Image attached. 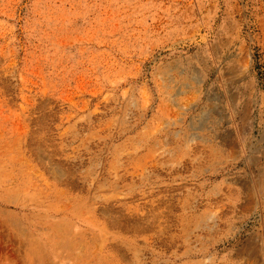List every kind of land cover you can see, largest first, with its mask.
Returning a JSON list of instances; mask_svg holds the SVG:
<instances>
[{
	"label": "rangeland",
	"instance_id": "374dc122",
	"mask_svg": "<svg viewBox=\"0 0 264 264\" xmlns=\"http://www.w3.org/2000/svg\"><path fill=\"white\" fill-rule=\"evenodd\" d=\"M0 264H264V0H0Z\"/></svg>",
	"mask_w": 264,
	"mask_h": 264
},
{
	"label": "bare ground",
	"instance_id": "6f19581e",
	"mask_svg": "<svg viewBox=\"0 0 264 264\" xmlns=\"http://www.w3.org/2000/svg\"><path fill=\"white\" fill-rule=\"evenodd\" d=\"M205 119V118H204ZM205 120H207V119H205ZM204 122H206V121H204Z\"/></svg>",
	"mask_w": 264,
	"mask_h": 264
}]
</instances>
